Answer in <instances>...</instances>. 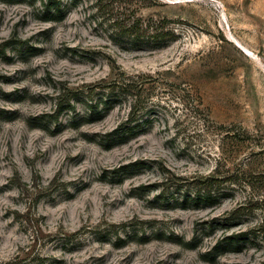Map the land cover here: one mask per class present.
Segmentation results:
<instances>
[{
  "label": "rangeland",
  "instance_id": "obj_1",
  "mask_svg": "<svg viewBox=\"0 0 264 264\" xmlns=\"http://www.w3.org/2000/svg\"><path fill=\"white\" fill-rule=\"evenodd\" d=\"M53 1L0 0V264H264V0H132L155 52Z\"/></svg>",
  "mask_w": 264,
  "mask_h": 264
},
{
  "label": "trees",
  "instance_id": "obj_2",
  "mask_svg": "<svg viewBox=\"0 0 264 264\" xmlns=\"http://www.w3.org/2000/svg\"><path fill=\"white\" fill-rule=\"evenodd\" d=\"M10 2H21L24 0H8ZM76 1V0H75ZM96 12L99 19L107 27L112 42L116 44H122L129 46L135 51H148L155 52L163 49L168 44L174 42L176 39V33L172 31L171 28L166 27L164 21H153L144 20L136 17V11L132 10L128 6L132 0H95ZM46 14H52L57 16L56 19L48 17L45 19L47 22L60 21L64 18L66 12L62 10L60 5L56 1L49 0L48 4L45 6ZM59 16V17H58ZM126 40L123 42L121 40ZM144 85H119V89L124 91V94H132L139 87L142 88ZM134 96V94H132ZM140 99L136 96L135 103L132 108V119L137 118L139 113ZM137 121V120H136ZM127 122L121 125L114 133L116 140L118 142L124 143L128 138L141 133L142 125H137L131 127ZM246 181V180H245ZM212 181L207 180L206 182L200 183L202 187L198 189V196L193 199L196 206L202 204L205 206H211L222 198L220 195L213 197ZM231 186L238 184V179L235 175H231L229 179ZM252 179L246 182V186L251 187ZM215 198V199H214ZM243 238L240 239L239 236L235 238H229L231 241H248L249 234H243ZM17 264V263H11Z\"/></svg>",
  "mask_w": 264,
  "mask_h": 264
}]
</instances>
